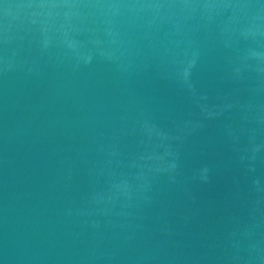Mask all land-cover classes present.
Listing matches in <instances>:
<instances>
[{
  "label": "water",
  "instance_id": "obj_1",
  "mask_svg": "<svg viewBox=\"0 0 264 264\" xmlns=\"http://www.w3.org/2000/svg\"><path fill=\"white\" fill-rule=\"evenodd\" d=\"M0 264H264V0H0Z\"/></svg>",
  "mask_w": 264,
  "mask_h": 264
}]
</instances>
